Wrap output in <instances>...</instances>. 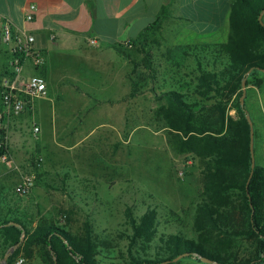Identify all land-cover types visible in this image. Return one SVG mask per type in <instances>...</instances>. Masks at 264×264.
I'll return each mask as SVG.
<instances>
[{"label": "trees", "instance_id": "1", "mask_svg": "<svg viewBox=\"0 0 264 264\" xmlns=\"http://www.w3.org/2000/svg\"><path fill=\"white\" fill-rule=\"evenodd\" d=\"M165 11L163 8L158 20L143 35L161 29ZM262 14L264 0H233L227 41L216 45L222 57L220 68L215 66L188 77L195 87L185 93L148 89L160 103L154 120L167 132L176 154L190 156L199 164L203 189L195 204L194 238L183 233L162 235V245L154 257L149 252L159 235L158 211L149 209L137 217L131 207L127 208L126 219L132 234L129 259L123 264H183L188 259L204 264L200 257L219 264H264V157L259 163L254 126L256 166L253 170L248 116L253 124L254 120L246 102L244 107L241 105L245 81L247 91L264 84ZM153 60L147 53L141 62L133 61L132 97L141 94L148 79L156 80ZM8 74L7 71L1 78ZM177 80L172 78V82ZM231 109L235 110L234 116ZM0 135L4 140L1 156L9 147L7 144L6 148V130H1ZM10 187L7 182L2 191L9 193ZM7 201L5 197L0 203V264L22 236L24 242L8 264H14L21 253L28 259L38 255L44 264H101L99 256L103 249H112L89 220L82 228L75 229L71 219L61 223L52 217H42L34 226L13 215L11 207L3 206ZM180 256L184 257L175 262Z\"/></svg>", "mask_w": 264, "mask_h": 264}, {"label": "crops", "instance_id": "2", "mask_svg": "<svg viewBox=\"0 0 264 264\" xmlns=\"http://www.w3.org/2000/svg\"><path fill=\"white\" fill-rule=\"evenodd\" d=\"M232 1L0 0V56L8 59L0 64V86L14 49V44L2 40L5 21H9L15 31L34 36L35 49L43 54L39 68L31 60L25 62L22 80L26 82L39 75L47 84L45 96L32 101L27 112L10 116L4 123L14 159L17 161L21 148L27 145L41 153L50 150L49 143L43 140L38 143L29 140L25 125L31 119H36L34 127H39L40 133L43 123L50 122L51 132L56 136L60 134L59 125H63L59 148L68 146L67 141L84 140L85 135L78 137L84 127H89V134L99 135L98 148L116 145L111 141L125 145L131 138L127 126L133 99V61L137 62L140 56L141 62L143 54L150 53L157 75L190 79L183 83L180 79L173 81L162 91L193 90L195 82L188 77L221 66L222 57L216 45L227 41ZM32 5L37 11L34 21L28 22L26 15ZM163 8L166 11L159 31L169 35H143L158 20ZM1 90L0 87V110ZM252 93L253 105L264 128V84L260 88L252 87ZM70 118L75 128L68 126ZM6 172L0 165V203L10 196L2 191L7 184L3 178Z\"/></svg>", "mask_w": 264, "mask_h": 264}, {"label": "rangeland", "instance_id": "3", "mask_svg": "<svg viewBox=\"0 0 264 264\" xmlns=\"http://www.w3.org/2000/svg\"><path fill=\"white\" fill-rule=\"evenodd\" d=\"M165 34L169 35L160 31L149 35ZM136 59L140 62L141 58L138 56ZM6 61V56L1 55L0 64ZM172 78L176 77L157 75L155 81L148 79L141 94L133 97L131 120L127 126L131 138L125 145L111 141V144L116 145L98 148L99 135L89 134V127H84V132L78 135H85L84 140L67 141L68 146L59 148L63 125H59L60 134L56 136L51 132L52 124L43 123L42 132L35 135L36 119L29 120L25 125L29 140L35 143L43 140L49 143L50 150L41 153L32 147L28 148V145L21 148L22 154L16 162L26 173L37 158L43 159L42 166L34 168L35 186L26 197L14 192V187L20 182V174L4 165L8 173L3 178L13 191L9 189L10 196L3 206L11 207L13 215L32 222L34 226L42 217H52L61 223L71 219L75 229L82 228L85 221H91L96 233L112 247L110 250L103 249L99 256L101 264H123L129 259V236L132 234L126 219L129 207L137 217L149 209L158 211L159 235L149 252L152 257L162 245V235L183 233L188 238H194L195 204L203 189L200 167L192 157L181 156L173 151L167 132L154 120L160 103L148 90L152 87L160 92L166 86L169 88ZM177 79L181 83L190 81L185 77ZM253 97L250 88L246 104L256 129L257 160L262 163L264 128L253 105ZM67 110L71 112V108ZM230 113L234 116L235 110L231 109ZM49 114L52 115L51 108ZM71 121L70 118L68 126L75 128L76 125L71 124ZM52 143L57 144L58 148ZM188 167L196 169L190 172ZM134 247L137 249L139 246ZM19 259H25L24 264H44L38 255L28 259L21 253L14 264ZM183 264L202 263L188 259Z\"/></svg>", "mask_w": 264, "mask_h": 264}, {"label": "built area", "instance_id": "4", "mask_svg": "<svg viewBox=\"0 0 264 264\" xmlns=\"http://www.w3.org/2000/svg\"><path fill=\"white\" fill-rule=\"evenodd\" d=\"M37 7L30 6L26 20L32 22L35 19ZM2 40L6 44H14L12 59L9 63L8 75L1 83V103L0 110V131L4 130V123L10 116H18L28 111L32 101L41 98L47 93V84L43 77L39 75L32 76L28 81L22 80V72L25 62L31 60L36 68L43 64V54L35 49V37L27 32L15 31L9 21L3 25ZM40 133L39 127H34V134ZM6 148L8 137H5ZM4 140L0 135V149L3 148ZM43 159L37 158L35 164L26 173L19 164H17L10 150L0 156V163L7 166L10 170H15L20 174V182L16 185L15 191L22 197L28 196L35 186L34 168L42 166ZM25 259H19L17 264H24Z\"/></svg>", "mask_w": 264, "mask_h": 264}, {"label": "water", "instance_id": "5", "mask_svg": "<svg viewBox=\"0 0 264 264\" xmlns=\"http://www.w3.org/2000/svg\"><path fill=\"white\" fill-rule=\"evenodd\" d=\"M87 1H91V0H87ZM263 17H264V14H262L260 16V21L262 22L263 21ZM263 23V22H262ZM246 96H247V85H246V81L243 83V95L241 97V105L244 107L245 106V102H246ZM248 121L250 123V126H251V152H252V157H253V165H252V168L253 170L255 169V166H256V159H255V136H254V124L252 122V119L250 116H248ZM253 177V172L250 176V179H249V182L250 180L252 179ZM12 225H16L18 227H20L19 224H15V223H11ZM24 242V236H22L21 238V241L19 244L11 247L8 252L6 253L5 257L3 258V261L1 264H7L8 263V260L9 258L16 252V250L21 246V244ZM184 256H180L178 258H176L174 261L175 262H178L180 261ZM200 259L202 260V262L204 263H207V264H219L215 261H212L208 258H205V257H200ZM55 261H57V259L55 258Z\"/></svg>", "mask_w": 264, "mask_h": 264}]
</instances>
